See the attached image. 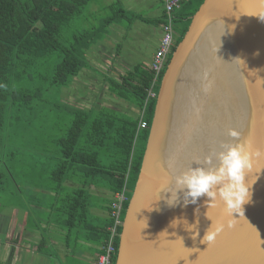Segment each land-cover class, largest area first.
Instances as JSON below:
<instances>
[{
	"label": "water",
	"instance_id": "water-1",
	"mask_svg": "<svg viewBox=\"0 0 264 264\" xmlns=\"http://www.w3.org/2000/svg\"><path fill=\"white\" fill-rule=\"evenodd\" d=\"M213 127L210 156L225 143L264 147V0H205L192 18L161 83L116 264H264V159L246 178L251 197L244 216L234 214L233 227L210 245L201 243L212 224L206 214L226 223L223 202L210 207L205 196L185 206L172 185V176L209 157L204 136L197 137L198 155L184 152L182 141L187 144L190 130ZM229 129L241 140L229 137ZM170 195L177 205L167 204Z\"/></svg>",
	"mask_w": 264,
	"mask_h": 264
},
{
	"label": "trees",
	"instance_id": "trees-1",
	"mask_svg": "<svg viewBox=\"0 0 264 264\" xmlns=\"http://www.w3.org/2000/svg\"><path fill=\"white\" fill-rule=\"evenodd\" d=\"M204 2L187 0L176 12L177 46ZM92 6L103 15H90L88 10ZM140 20L145 21L126 10L119 1L103 4L98 0H0V162L3 169L8 171L11 157L32 151L26 147V136H34L41 142L40 137L45 135L41 125L49 117L48 151L38 148L34 152L57 161L50 173L52 179L58 180L59 187L64 180L79 175L84 180L77 182L84 187L96 185L113 195L127 187L128 197L132 198L157 103V99L147 101L154 84L153 71L137 65L121 76L120 81H108L110 94L137 110V117L129 116L118 107L97 106L90 110L73 107L64 102L62 90L70 88L79 74L90 68L87 51L104 42L113 26L130 30ZM153 24L162 26L163 18ZM164 74L155 84L157 95ZM142 121L148 125L145 130L140 129ZM15 128L17 133L13 131ZM16 136L20 147L11 150L10 140ZM7 171L0 173L1 184ZM83 195V189L74 193L76 199ZM128 205L123 207V223ZM87 210L70 205L66 219L69 232L85 224ZM112 224L110 219L108 226L97 231L96 239L87 237L88 240L106 244ZM122 229L123 226L118 234Z\"/></svg>",
	"mask_w": 264,
	"mask_h": 264
},
{
	"label": "crops",
	"instance_id": "crops-1",
	"mask_svg": "<svg viewBox=\"0 0 264 264\" xmlns=\"http://www.w3.org/2000/svg\"><path fill=\"white\" fill-rule=\"evenodd\" d=\"M98 1L103 4L119 1L146 22L136 21L130 30L113 26L104 42L87 51L90 68L83 70L70 88L62 90L63 100L85 110L97 106L114 108V103H121L122 112L137 117V110L110 94L108 81H120L121 76L137 65L150 66L162 37L161 25L156 27L153 23L164 17L165 0L155 4L152 0ZM146 10L150 12L146 14ZM153 30H158V38L154 40L151 39ZM45 118L41 125V132L45 134L40 137L42 143L34 136H26V147L32 151L11 157L9 172L0 162V173L8 172L0 183V264H97L102 244L87 237L96 239L97 231L109 225L114 195L96 185L84 187L77 182L84 180L79 175L64 180L60 187L57 185L58 180L52 179L50 173L57 161L34 152L48 151L50 120ZM13 131L17 133L18 129ZM19 147L17 136L12 137L9 148L18 150ZM82 189L85 195L76 199L74 193ZM70 205L81 211L88 209L85 224L72 232L66 227Z\"/></svg>",
	"mask_w": 264,
	"mask_h": 264
},
{
	"label": "clouds",
	"instance_id": "clouds-1",
	"mask_svg": "<svg viewBox=\"0 0 264 264\" xmlns=\"http://www.w3.org/2000/svg\"><path fill=\"white\" fill-rule=\"evenodd\" d=\"M228 136L234 141L241 140V133L235 129H229ZM221 150L206 157L203 161H197V167H189L179 175L171 177L172 185L183 194L184 205L196 204L201 197H207L210 207L223 202V213L227 217L226 223L212 221L211 227L203 237L201 243L208 245L215 242L217 236L224 231L225 226L233 227L234 214L244 216V205L251 197V186L246 181L249 173H252L258 160L264 159V147L253 149L249 141L243 143L221 144ZM213 156L216 162L213 163ZM172 200V196L166 197V202ZM208 213V212H207ZM178 223V222H175ZM175 223L173 226H175ZM187 226V221L184 222ZM198 223V222H197ZM195 226H189L191 231ZM198 236L199 233L197 232ZM195 238V237H194Z\"/></svg>",
	"mask_w": 264,
	"mask_h": 264
},
{
	"label": "built area",
	"instance_id": "built-area-1",
	"mask_svg": "<svg viewBox=\"0 0 264 264\" xmlns=\"http://www.w3.org/2000/svg\"><path fill=\"white\" fill-rule=\"evenodd\" d=\"M187 0H165L164 19L161 27L162 37L158 49L153 57L149 68L154 73V84L148 92L147 101L157 99V93L154 87L159 78L165 73L177 47L178 33L176 31V12L182 8ZM146 122H141L140 129H147ZM128 189L124 187L122 192L113 197L111 204L110 218H112L120 227L123 226L122 211L126 203H129ZM108 242L103 247V254L99 257L97 264H116L118 257V246L121 233L110 231ZM117 247V248H116Z\"/></svg>",
	"mask_w": 264,
	"mask_h": 264
},
{
	"label": "bare ground",
	"instance_id": "bare-ground-1",
	"mask_svg": "<svg viewBox=\"0 0 264 264\" xmlns=\"http://www.w3.org/2000/svg\"><path fill=\"white\" fill-rule=\"evenodd\" d=\"M163 19H164V17H163ZM215 132H217V131H216V129L214 127L212 129L209 128V129H207L206 131H203V132L190 130V135H189V139H188L187 144H186L185 140L182 141L184 143V145H185L184 152H190L191 151V152H194L195 155L196 154L198 155L199 152L202 151V149L198 146V141H197V137L198 136H204L203 137V141H204V143L206 142L205 146H206V149L209 151L210 148H211V144H213L215 142V139H214L213 136L215 135V138L217 139V134H215ZM202 133H203V135H202ZM163 147L164 148H162L161 151H160V156L164 155L166 147H167V142L163 145ZM208 151H206V152L209 155L211 152L210 151L208 152ZM178 152H179L178 154L182 155V152H180V151H178ZM204 155H205V153H204ZM200 157L202 158L201 155H200ZM123 225H124V223H123ZM119 229H120V226L113 220V224L109 227V230L110 231H115L116 233H118ZM104 246H105V244L101 246V254H100V256L103 254V247Z\"/></svg>",
	"mask_w": 264,
	"mask_h": 264
},
{
	"label": "rangeland",
	"instance_id": "rangeland-1",
	"mask_svg": "<svg viewBox=\"0 0 264 264\" xmlns=\"http://www.w3.org/2000/svg\"><path fill=\"white\" fill-rule=\"evenodd\" d=\"M153 1V3L155 4L156 3V1H158V0H152ZM136 8H138V7H135V9ZM141 9H143V7H140ZM148 8V7H147ZM99 10H97V8L96 7H94V6H92V7H90L89 8V10H88V12H89V14L90 15H95V16H102L103 15V13H100V12H98ZM150 11L149 10H146V14H148ZM91 18V17H90ZM92 19V18H91ZM76 28V25H74L73 26V29H75ZM154 32H152V34L151 35H153L154 37H151V39H153L154 40V38H158V30H153ZM144 50V49H143ZM133 52H135V51H133ZM148 53V52H147ZM100 93V92H99ZM108 106H112L109 102H107L106 103ZM115 107H118V108H120V110L122 109V110H124L123 109V106L121 105V103H114L113 104Z\"/></svg>",
	"mask_w": 264,
	"mask_h": 264
}]
</instances>
